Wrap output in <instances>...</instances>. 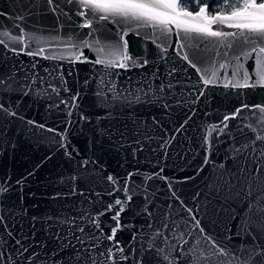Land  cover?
<instances>
[{
  "label": "water",
  "instance_id": "water-1",
  "mask_svg": "<svg viewBox=\"0 0 264 264\" xmlns=\"http://www.w3.org/2000/svg\"><path fill=\"white\" fill-rule=\"evenodd\" d=\"M56 5L58 7L53 11L54 6L47 0H0V12L6 14L0 16V32L18 34L16 25L19 24L26 34L24 44L0 36V40H4L0 43V76L5 77V83L0 85V104L18 114L17 117H6L0 111V129L6 131L5 136H0V181L10 178L13 188L7 199L20 207L19 189L22 188L23 206L29 215L41 218L76 216L83 211L98 212L109 202H114L115 197L125 198L119 191L113 196L107 195L108 190L116 187L107 181L109 174L117 178L119 185L128 181L133 199L121 214V223L128 227L117 233V239L129 258L121 264H136L140 260L142 264H166L155 249L145 251L141 256L142 249L148 248L157 230L167 237V243L163 242L165 236L156 240L164 248V255L172 259L190 252V259L198 264H233L236 257L231 249L254 243L251 235L238 229V224L250 223L252 231L264 243V231H260L264 228V171L257 173L253 171L255 165L248 163L249 174L239 183H225L236 169L234 148L256 136H264V113L258 108L253 107L251 111L245 108L237 118L224 121L226 115H231L242 104L264 106L262 87H224L227 80L218 68L224 61L217 53L227 50L221 45L233 38L228 37L225 41L203 37L195 32L178 31L173 26L166 39H158L151 28H136L135 25L128 28L108 20L97 21L93 28H82L84 17L77 15L78 0H74V4L56 0ZM18 15H24L25 19H14ZM212 27L224 32L237 31L219 24ZM122 28L129 32L126 37L128 53L148 59L146 67L125 71L93 63L98 57L108 58L103 48L105 44L118 41L123 51ZM90 32L91 36L85 35ZM177 35L182 39L177 40ZM69 38L90 42L81 49L79 61L44 59L43 56L16 54L10 50L15 47L24 52L38 51L42 47L44 55H65L70 46L63 42ZM157 44L166 47V52L161 53ZM256 46L259 47V43ZM255 55L253 53V57L245 61L250 72L256 67ZM173 67L179 86L171 90V94L160 93L164 100L138 92L140 87L147 90L145 78L152 81L154 88L162 81L167 84L170 79L167 72ZM157 69L160 79L151 75ZM213 70L218 72V78L205 87L201 76L208 78ZM13 72L15 78H11ZM112 84L120 92L118 99H113L114 93L108 91ZM53 86L59 88L58 94L52 90ZM201 90L205 95L196 100ZM137 94L143 97L139 102L136 101ZM165 102L171 107L166 109ZM72 104L76 106L70 107ZM29 120L35 124L29 125ZM185 120L188 121L186 124ZM222 121L228 124L224 132L212 131ZM125 124L129 134L124 138L123 146L119 138L101 135L109 125L121 128ZM182 124L183 128L177 131ZM133 128L141 133L139 145L131 143ZM172 137L175 139L170 140ZM166 140H170L167 145L164 144ZM134 148L139 149L135 154ZM85 160L91 162L81 167ZM220 164L226 167L220 168ZM259 164L264 169V158ZM129 173H132L130 178ZM17 181L23 183L17 184ZM73 187L85 196L62 195ZM249 201H252L251 206ZM181 202L194 211L199 210L196 214L201 227L206 234L228 246L227 253L220 255L213 249L191 222L187 225L189 231L183 236L189 243L180 249L183 241L162 223L167 222L171 228L175 221L183 227L182 218H188V213ZM111 215L108 213L100 218L107 232L114 224ZM134 233L136 241H132ZM37 240L46 241L48 248L56 247V242L42 231L38 232ZM108 243L104 241V244ZM133 246L135 253L131 250Z\"/></svg>",
  "mask_w": 264,
  "mask_h": 264
},
{
  "label": "snow or ice",
  "instance_id": "snow-or-ice-1",
  "mask_svg": "<svg viewBox=\"0 0 264 264\" xmlns=\"http://www.w3.org/2000/svg\"><path fill=\"white\" fill-rule=\"evenodd\" d=\"M68 4H74V0H65ZM199 10H189L188 5L192 3V0H78L77 15L84 17L83 23L80 25L82 28H93V25L97 21L108 20L117 24H123L128 28L135 25L136 28H151L153 34L159 38H167L172 33V27L178 31L184 33L195 32L203 37L211 38H223L225 41L228 37H232L233 40L226 44L222 43V47L227 50L223 53H217L220 55L224 62L218 64L219 70H222L225 79L224 87L232 88H255L257 86L264 88V0H217V3H223L222 7L215 14H211L209 11V0H196ZM49 5H53V11H56L58 5L56 0H47ZM83 9V10H82ZM6 15L0 12V16ZM14 19L23 21L24 15H18ZM219 24L226 28L236 29L235 32H224L220 30H213V25ZM19 28V33H9V31L0 32V36L6 37L16 44H24L26 39L25 28L22 25H16ZM95 30H99L98 28ZM129 32L121 29L120 40L123 41V51H121L120 42H112L110 44L103 45L104 51L107 53V59L97 58L93 63L103 64L105 67H118L125 71L131 68H143L149 63L146 58L135 57L128 53V42L126 37ZM139 35V33H136ZM85 35L91 36L92 33ZM182 39L177 35V40ZM0 43H4V40H0ZM66 46V54L60 56H48L44 55V48L37 50H28L26 52L23 49L10 48L16 54H23L29 56H43L44 59H69L72 61H79L82 55L81 49L89 46L88 40H73L69 38L63 42ZM259 43V47H257ZM253 45L248 49L247 45ZM6 48L8 44L4 45ZM95 47V43L92 45ZM28 47V45H25ZM160 47L161 53L166 52V47ZM182 47V46H181ZM255 53L256 67L250 72L245 67V61L253 57ZM163 58V57H162ZM86 59V58H85ZM184 59H189L184 57ZM215 64V62H213ZM192 66H195L193 63ZM35 67V64H33ZM197 71L201 69L197 68ZM207 73V69L203 70ZM176 69L173 67L167 72V76L170 78L167 84L161 82L160 85L153 87L152 81L145 78L144 83L147 85V90L140 87L138 92L143 93L144 96L152 94L157 100H164L165 97L160 93L167 92L171 94V90L179 86V81L175 79L174 73ZM71 74V73H69ZM111 75V74H109ZM116 75H119L117 73ZM151 75L160 79L158 76V69L156 72H152ZM255 77V78H253ZM15 78V72L13 76ZM218 78V72L213 70L211 76L205 78V75L201 76L205 87L212 84ZM5 83V77L0 76V85ZM52 90L59 93V88L53 86ZM109 92H113V99L120 98V92L115 84L108 89ZM28 93H24L27 95ZM101 93H97L100 95ZM129 95H132L130 92ZM203 90L196 96V100H199L201 96H204ZM78 96V93H77ZM76 99V97H73ZM143 97L139 94L136 95V101L139 102ZM196 100L192 101L193 103ZM63 102V101H62ZM150 102V101H149ZM75 104L70 107H75ZM164 107L170 108L171 105L165 102ZM258 108L260 113H264V106L255 105L250 106L242 104L231 115H226L224 121L229 119H235L243 112L245 108L251 109ZM0 111L4 113L6 117H17V113L13 110L6 108L3 104H0ZM71 112H69V116ZM112 116V113H108ZM86 119V117H81ZM188 119H191L189 116ZM188 121L185 120V124ZM6 123V121H5ZM29 125L35 124L34 121H27ZM136 124V121H132ZM183 124L177 131L183 128ZM43 127V125H39ZM228 127L227 123L223 121L219 126H216L212 131L224 132V129ZM49 131H52L49 129ZM129 134L127 125H123L121 128H113L109 125L108 128L103 129L101 135L108 136L109 138H119L121 146H123L124 138ZM6 131L0 129V136H5ZM133 140L131 143L139 145L141 143V133L133 128L131 130ZM63 139V137H62ZM175 139V137L170 138ZM170 140L164 141L167 145ZM115 142V141H114ZM139 150L134 148L133 153ZM237 154V159H234L233 163L236 165L235 172L230 179L225 181L231 185L232 181L239 183L243 176L249 174L247 167L248 163L255 165L253 171L260 173L264 171L261 168L259 161L264 158V136H256L249 139L247 143L241 144L240 147L234 148ZM69 156L71 153H67ZM91 161L85 160L81 167H86ZM209 161L205 158V164ZM220 168H225L224 164L219 165ZM32 173H29L31 175ZM158 175V174H155ZM132 173L128 174L130 178ZM223 177V173L221 174ZM73 180L76 177H72ZM112 185L116 187L108 190L107 195L113 196L115 192L119 191L124 194L125 198L115 197L114 202H109L107 206L95 213H89L83 211L76 216H60L49 215L46 217H38L35 215H29L28 209L23 206L24 195L23 189L20 188V207H17L13 202L9 201L7 197L13 192V188L10 183V178L4 181H0V264H121V261H127L128 255L126 249L121 245V242L117 239V233L123 228L128 227L121 223V214L125 212L126 205H128L133 196L129 188L128 181H125L123 185H119L117 178L109 174L106 177ZM151 179V177H148ZM17 184H22L23 181H17ZM250 194V193H249ZM60 195V194H58ZM66 196L80 195L85 196L83 192H77L73 187L68 193L62 194ZM96 195H100L96 193ZM55 198V197H54ZM90 199V197H86ZM185 211L188 213V218H182L183 227L180 223L173 221V226L169 228L167 222H163L162 226L165 229H169L177 238L183 241L180 245V249L183 250L184 246L188 245L187 240H183V236L189 231L187 225L192 223V227L198 229L199 233L203 236L205 241L211 243V247L216 249L220 255H224L229 251L228 246L222 244L221 241L216 240L214 236L206 234L205 229L201 227V222L197 219L199 210H193L183 205ZM250 206L252 201H249ZM35 207V205H33ZM147 209V201L145 204ZM251 211V207L249 209ZM108 213H112L110 219L114 221L111 226L110 232L104 230L101 224L100 218L106 216ZM151 216V213H148ZM235 219V216H233ZM257 223L260 220L257 219ZM27 225V231L25 226ZM151 227V224H149ZM53 228L56 230L53 231ZM240 231H245L247 235L253 237L254 243L242 244L236 248L231 249L232 255L236 258L233 264H264V243L259 241V237L252 231L250 223L238 224ZM179 230V232H177ZM42 231L46 237L56 242V247L48 248L47 242L43 240H37L38 232ZM260 231H264L261 228ZM239 235V232L237 233ZM165 236L164 233L156 231L148 245L147 249H142L143 252L155 249L161 259L166 264H198L190 259V252H184L182 256H174L172 259L169 255H164V248L160 247L156 243V240ZM231 239V237H228ZM137 236L134 233L132 241H136ZM104 241H108V244H104ZM164 243H167V237L165 236ZM200 241L197 240V245ZM132 252L135 253V247H132ZM66 254V255H62ZM238 254V255H237ZM42 257H47L43 259ZM136 264H142V260L137 261ZM159 264V262H158Z\"/></svg>",
  "mask_w": 264,
  "mask_h": 264
},
{
  "label": "trees",
  "instance_id": "trees-1",
  "mask_svg": "<svg viewBox=\"0 0 264 264\" xmlns=\"http://www.w3.org/2000/svg\"><path fill=\"white\" fill-rule=\"evenodd\" d=\"M242 2V0H241ZM222 7H224L223 3L218 4L217 0H209V11L211 14H215L218 12ZM189 10H195L198 11V5L196 0H192V3L188 5Z\"/></svg>",
  "mask_w": 264,
  "mask_h": 264
}]
</instances>
